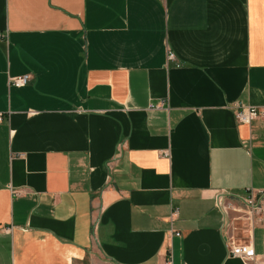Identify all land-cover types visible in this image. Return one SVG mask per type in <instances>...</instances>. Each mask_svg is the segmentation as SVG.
I'll return each instance as SVG.
<instances>
[{"label": "crops", "instance_id": "0c3cea01", "mask_svg": "<svg viewBox=\"0 0 264 264\" xmlns=\"http://www.w3.org/2000/svg\"><path fill=\"white\" fill-rule=\"evenodd\" d=\"M237 102L264 111V0H0V264H264Z\"/></svg>", "mask_w": 264, "mask_h": 264}, {"label": "built area", "instance_id": "2783aa9c", "mask_svg": "<svg viewBox=\"0 0 264 264\" xmlns=\"http://www.w3.org/2000/svg\"><path fill=\"white\" fill-rule=\"evenodd\" d=\"M168 58H172V54H167ZM29 75L17 76L14 78H10V81L16 85H23L27 82ZM234 107V117L237 121L242 123H248L252 119L263 116L264 111L250 105L241 104L239 102L233 104ZM258 194L250 193L245 196V198L240 199L239 201L243 205V212H245V216L248 218V224L251 225L261 223L264 218V203L262 201V197ZM220 195L216 196L217 207L221 208V211H225L229 207L226 205H220L218 200H220ZM171 214H174L171 213ZM178 234V233H176ZM224 244L227 249V253L230 256H235L241 258L243 260H251L253 258V250L251 248V244L249 241L246 242H234L232 235L225 230L222 231ZM166 264H170V257L166 260Z\"/></svg>", "mask_w": 264, "mask_h": 264}]
</instances>
